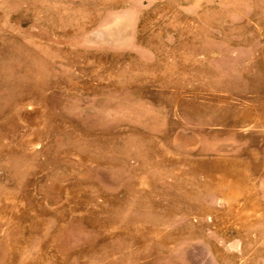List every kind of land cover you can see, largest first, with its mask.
I'll use <instances>...</instances> for the list:
<instances>
[{
  "label": "rangeland",
  "instance_id": "rangeland-1",
  "mask_svg": "<svg viewBox=\"0 0 264 264\" xmlns=\"http://www.w3.org/2000/svg\"><path fill=\"white\" fill-rule=\"evenodd\" d=\"M0 264H264V0H0Z\"/></svg>",
  "mask_w": 264,
  "mask_h": 264
}]
</instances>
